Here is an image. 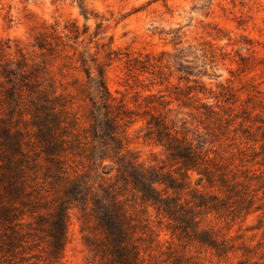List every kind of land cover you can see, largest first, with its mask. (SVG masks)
Returning a JSON list of instances; mask_svg holds the SVG:
<instances>
[{
  "label": "trees",
  "instance_id": "16d2710c",
  "mask_svg": "<svg viewBox=\"0 0 264 264\" xmlns=\"http://www.w3.org/2000/svg\"><path fill=\"white\" fill-rule=\"evenodd\" d=\"M75 1L84 8L85 0ZM81 13L86 20L90 18L83 9ZM42 25L32 45L50 61L29 62L23 54L14 60L0 58V121L16 122L14 130L0 128L4 137L0 142V169L5 192L12 203L21 206L17 208L24 209L23 216L32 217L36 210L51 206L47 211L52 217V248L56 252L61 249L68 211L74 207L101 236L97 247L105 263L140 264L132 230L146 219L143 217L151 207L170 222L176 235L196 240L213 255L239 250L236 264H264V172L226 174L208 156L210 149L199 144L205 141L193 145L187 133L177 130L168 117L172 101L189 107L190 92H202L196 88L198 80L178 76L179 81L196 83L195 87L175 86L172 100L162 93H149L143 96L146 108L137 112L111 93L106 67L114 60H123L130 76L148 73L158 78L159 84L168 83L163 56L171 55L165 51L158 56L133 55L114 49L111 39L100 43L94 39L96 30L88 33L87 26L80 30L75 21L61 28L56 23ZM100 25L97 22L95 28ZM205 52L214 57L211 48ZM237 55L241 72H251L259 64L264 67V59ZM57 58L63 60L53 71ZM175 69L189 74L184 68ZM69 74L71 79L67 80ZM250 86V91L261 95L247 97L243 115H232L231 108L229 113L224 111L226 115L219 114L208 106V117L214 114L218 127L226 130L230 121L240 117L238 128L233 130H239L253 144L260 141L259 152L264 158V91L253 83ZM75 105H82L83 110L78 111ZM136 119L143 122L144 136L162 146L174 168L143 162L127 149L124 128ZM246 121L250 124L244 126ZM194 173L198 174L196 186L191 181ZM253 181L256 188H251ZM259 189L261 195L257 194ZM255 212H260L256 223L246 228L260 230L261 237L254 244L242 240L234 246L229 243L231 237L227 239L210 225L211 215L227 222L244 220Z\"/></svg>",
  "mask_w": 264,
  "mask_h": 264
},
{
  "label": "rangeland",
  "instance_id": "374dc122",
  "mask_svg": "<svg viewBox=\"0 0 264 264\" xmlns=\"http://www.w3.org/2000/svg\"><path fill=\"white\" fill-rule=\"evenodd\" d=\"M82 9L90 14L87 20ZM96 15L97 18L93 17ZM72 21L80 30L84 26L88 27V33L96 30L98 34L94 39L100 43L111 39L114 49L133 55L158 56L162 51L171 55L163 56L168 66L163 68L168 83L163 81L162 84L148 73L130 76L123 60L112 61L105 71L109 90L127 106L142 112L146 108L143 96L162 93L172 100V93L177 90L175 86L194 88L196 84L184 79L179 81L178 76L198 80L196 88H201L202 92H190L193 96L187 100L189 107L180 106L177 101L169 105L168 117L176 129L187 133L193 145L205 141L199 144H203V149H210L208 156L228 175L264 172V158L259 152L261 142L253 144L239 130H233L238 128L240 117L230 121L226 130L218 127L214 114L208 117L207 108L212 107L223 115L231 108L232 115H243L247 97L261 95L250 91V83L264 91L261 64L251 72H241L237 65V53L264 59V0H85L84 8L75 0H0V58L14 60L23 54L29 62L50 61L32 45L33 37L42 30L43 22L56 23L61 28ZM97 22H101L98 29L95 28ZM209 48L213 50V58L211 53L205 52ZM62 60H54L53 71ZM175 68H184L189 74ZM250 75L254 78H249ZM56 76L60 78L59 74ZM66 79H71L70 74ZM74 107L80 112L83 110L82 105ZM249 124L248 121L243 123L244 126ZM2 126L14 130L12 126H16V122L1 119L0 128ZM142 127L143 122L136 119L124 128L127 149L143 162L154 161L174 168L162 146L146 138V129ZM3 140L0 130V142ZM3 178L4 172L0 169V264H107L97 247L101 236L91 221L80 218L76 208L68 211L63 245L56 252L51 245L52 217L47 211L51 206L36 210L32 217L23 216L24 209L12 203L13 199L5 192ZM197 178L198 174L194 173L193 186ZM256 187L253 181L251 188ZM257 194L261 195L262 190H257ZM257 214L260 212L251 213L244 220L236 218L227 222L211 215L210 225L219 229L220 235L231 237L229 243L234 246L242 240L254 244L261 237L260 230L246 228L256 223ZM143 218L146 219L132 230L140 264H236L240 258L239 250L218 257L196 240L176 235L170 222L151 207ZM26 221L29 223L24 224Z\"/></svg>",
  "mask_w": 264,
  "mask_h": 264
}]
</instances>
